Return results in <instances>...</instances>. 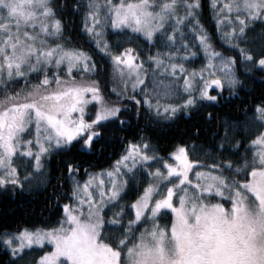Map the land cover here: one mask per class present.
<instances>
[{
    "label": "snow or ice",
    "instance_id": "1",
    "mask_svg": "<svg viewBox=\"0 0 264 264\" xmlns=\"http://www.w3.org/2000/svg\"><path fill=\"white\" fill-rule=\"evenodd\" d=\"M35 193L0 264H264V0H0V198Z\"/></svg>",
    "mask_w": 264,
    "mask_h": 264
},
{
    "label": "trees",
    "instance_id": "2",
    "mask_svg": "<svg viewBox=\"0 0 264 264\" xmlns=\"http://www.w3.org/2000/svg\"><path fill=\"white\" fill-rule=\"evenodd\" d=\"M39 198L40 193L17 194L15 196L9 194L7 198H0V218L12 219L27 215L33 209L38 211L40 205L37 201Z\"/></svg>",
    "mask_w": 264,
    "mask_h": 264
},
{
    "label": "rangeland",
    "instance_id": "3",
    "mask_svg": "<svg viewBox=\"0 0 264 264\" xmlns=\"http://www.w3.org/2000/svg\"><path fill=\"white\" fill-rule=\"evenodd\" d=\"M197 63H199V62H197Z\"/></svg>",
    "mask_w": 264,
    "mask_h": 264
}]
</instances>
